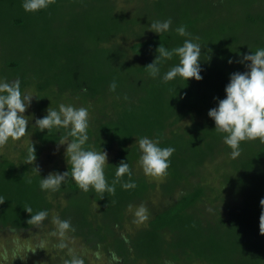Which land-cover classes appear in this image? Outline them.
I'll return each mask as SVG.
<instances>
[{
  "label": "trees",
  "instance_id": "trees-1",
  "mask_svg": "<svg viewBox=\"0 0 264 264\" xmlns=\"http://www.w3.org/2000/svg\"><path fill=\"white\" fill-rule=\"evenodd\" d=\"M22 4L0 0V82L19 79L22 94L34 96L24 113L26 135L0 146V255L18 248L11 244L15 233L37 229L46 240L34 244L33 257L20 254L11 264L70 260L51 235L58 216L75 228L66 242L85 264L102 257L108 264H264V143L241 142V155L233 159L226 134L208 115L226 98L231 74L248 71L242 55L264 48V0H55L36 12ZM169 18V31L150 30L152 22ZM180 26L189 35H179ZM188 39L201 45L202 80L178 76L165 83L178 56L165 60L158 76L149 74L145 66L160 43L171 50ZM60 104L88 109L84 148L110 153L104 169L109 185L120 161L129 163L135 188L121 186L129 180L125 174L114 195L84 192L69 175L58 191L41 190L43 177L70 171L66 144L44 159L68 130L36 125ZM145 136L175 149L160 178L139 165L136 140ZM32 144L34 165L24 163ZM141 205L147 219L137 222ZM25 206L33 215H49L29 225Z\"/></svg>",
  "mask_w": 264,
  "mask_h": 264
},
{
  "label": "clouds",
  "instance_id": "clouds-1",
  "mask_svg": "<svg viewBox=\"0 0 264 264\" xmlns=\"http://www.w3.org/2000/svg\"><path fill=\"white\" fill-rule=\"evenodd\" d=\"M53 3L55 0H23L22 7L26 12H36ZM171 24L170 18L165 21H154L150 24V30L161 34L169 31ZM176 32L181 36L189 35L185 26L178 27ZM195 39L198 40L199 37ZM156 51L158 55L154 61L145 66L152 77L159 75L160 65L165 60L178 56L179 63L171 67L163 76L165 83L178 76L185 80L195 78L199 81L203 79L200 66L201 45L199 43L188 39L184 41L182 46L171 50L160 43ZM239 62L244 63L248 71L231 74L230 82L225 88L226 98L219 99L218 107H214L208 112V115L215 121V130L226 134L223 139L232 149L231 157L233 159L241 155V142L259 139L261 143H264V48H260L251 54H243ZM229 63H233V61L230 59ZM109 88L110 91L114 92L117 88L116 82L113 81ZM33 97L31 94H22L19 79L12 82H0V146H4L9 138L19 141L26 135L28 121L25 119L24 113L30 106ZM36 125L40 131L47 129L49 132L53 128L68 130L67 135L62 136L58 141V145H67L65 155L70 165V171L53 172L47 177H43L40 180L41 190L58 191L69 175L79 186V189L84 192H88L92 188L96 193L114 195L115 185L121 182L125 174L129 180L122 183L121 186L125 190L137 186L131 180L132 171L129 163L125 160L120 161L115 172V179L112 185H109L104 172L105 165L108 163L107 152L84 148L89 139L87 135L89 112L87 108L60 104L59 110H56L50 106L47 109V115L36 120ZM69 138L71 139L69 140ZM136 143L142 152L139 165L144 174L152 177L166 175L170 166L169 158L175 149L173 147H160L159 137L156 139H150L146 136L140 137ZM36 159V149L32 144L27 149V157L24 163L34 165ZM34 168L40 172L38 166ZM27 182L31 184L32 181L29 178ZM4 202L5 199L0 197V204ZM260 204L264 207V199H261ZM24 208L31 214L30 219L27 220L29 225L39 226L49 215L47 210L39 211L33 215L31 206ZM131 208L132 206L129 205V210ZM135 216L138 218L137 222L145 221L147 219L146 207L144 205L139 206ZM259 220L260 233L264 235V211H262ZM52 223L56 226V230L51 235L60 238V243L55 247L61 250L67 248L71 256L70 260H64V264H85L84 259L76 255L74 249L70 248L66 242V234L69 231H75L71 222L53 216ZM40 248H43V245ZM112 259H119L115 252H112Z\"/></svg>",
  "mask_w": 264,
  "mask_h": 264
},
{
  "label": "rangeland",
  "instance_id": "rangeland-1",
  "mask_svg": "<svg viewBox=\"0 0 264 264\" xmlns=\"http://www.w3.org/2000/svg\"><path fill=\"white\" fill-rule=\"evenodd\" d=\"M124 5V2H123ZM33 25L37 27V21H33ZM61 145H52L49 149H47V153L44 155V159L46 158L48 153H55L57 154L59 151ZM108 156L110 153H107ZM151 178H160L161 176L158 177H152ZM28 230L22 231V233H15V238L12 241L11 244L17 246L20 251L18 252V248H16L14 251L16 252H11V249H8V251L3 253V255H0V264H11L15 260L18 259V256L23 254L25 257H28L32 254V250L34 251L36 249V246L34 245L38 240L45 241L46 237H41V233L37 230L34 229L30 233L27 232ZM39 232V233H38ZM0 244H2V241H0ZM10 248V247H9ZM39 250V249H37ZM33 257V255H31ZM105 258H94L91 260L92 264H108Z\"/></svg>",
  "mask_w": 264,
  "mask_h": 264
}]
</instances>
